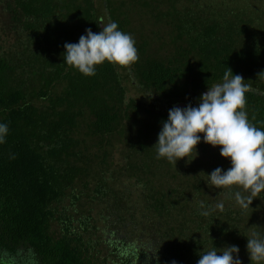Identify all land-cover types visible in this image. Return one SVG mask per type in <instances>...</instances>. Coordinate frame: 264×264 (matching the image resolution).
<instances>
[{
  "label": "trees",
  "instance_id": "16d2710c",
  "mask_svg": "<svg viewBox=\"0 0 264 264\" xmlns=\"http://www.w3.org/2000/svg\"><path fill=\"white\" fill-rule=\"evenodd\" d=\"M97 1L0 0L2 26L15 33L0 47V122L9 125L0 144V264H196L201 252L229 245L251 264L245 208L233 204L234 190L219 198L224 188L206 183L231 166L220 146L206 158L201 141L196 157L174 165L157 159L154 144L168 110L196 106L228 68L250 80L248 118L264 128V0L261 9L241 0ZM131 8L169 28L171 53L146 56V42L136 43L138 61H106L94 76L63 61L65 42L99 32L109 17L129 33ZM125 68L134 74L123 76ZM130 77L152 93L145 108L127 98ZM86 119L92 146L78 135ZM115 133L123 136L117 163L107 145ZM257 197L264 202V192ZM201 201L224 210L204 217Z\"/></svg>",
  "mask_w": 264,
  "mask_h": 264
},
{
  "label": "clouds",
  "instance_id": "9594fccd",
  "mask_svg": "<svg viewBox=\"0 0 264 264\" xmlns=\"http://www.w3.org/2000/svg\"><path fill=\"white\" fill-rule=\"evenodd\" d=\"M101 23L99 32L86 28L78 42L63 45V61L86 76H94L97 66L106 61L127 67L139 59L136 41L130 33L120 29L118 22L110 17L107 23ZM245 81L242 75L233 74L228 68L220 82L208 86L199 96L196 106L188 103L170 108L167 118L161 121L154 144L157 159L166 158L174 165L180 158L187 157L190 161L196 157V146L201 141L220 146V155L228 158L231 166L226 170L213 169L207 174L206 183L218 189L235 185L247 191L249 196L241 191L233 193L241 208H248L253 198L264 192V128L257 127L248 118L246 93L251 86ZM8 134V123L0 122V144L6 142ZM216 210H224L222 201L214 206L199 203L200 215L204 217ZM246 249L251 264H264V236L253 232L247 237ZM157 250L148 252L155 255ZM239 251L237 245L221 249L212 246L199 254L196 264H242ZM170 264L177 261L172 260Z\"/></svg>",
  "mask_w": 264,
  "mask_h": 264
},
{
  "label": "rangeland",
  "instance_id": "374dc122",
  "mask_svg": "<svg viewBox=\"0 0 264 264\" xmlns=\"http://www.w3.org/2000/svg\"><path fill=\"white\" fill-rule=\"evenodd\" d=\"M238 0H232L231 3L234 2V4L237 2ZM240 1V0H239ZM241 1H245L246 3H251V7L255 8V9H261L259 6V3L263 0H241ZM97 3H99L100 5H104V2H102V0H98ZM131 14H130V34L134 37L135 41L137 44H140L141 42H146V46L145 48L142 50L144 55L146 56H166L169 53L172 52V47L170 45V31L169 28L167 26H164L162 24L159 23H154V20H152L151 18H147L145 17V15L140 14L141 11L139 10V8L137 9H133L131 8ZM2 13H0V47H3V49L7 50L9 47L12 46V44H14L15 42V33L13 31L12 28H3V23H2ZM143 22V23H142ZM2 23V24H1ZM128 73L133 75L131 70L128 68H125L124 70L121 71V74L124 76L125 74ZM125 76V77H127ZM131 79H133L132 77H130ZM244 78V77H243ZM131 82L127 81L125 82V86L127 89V98H134L142 107L145 108V106H148L151 102V100L146 96V98L144 97L149 90H141L137 87H135L134 83H135V79L131 80ZM246 81L245 83L247 84H251L250 80L244 78ZM56 88H62V85L60 84L59 87ZM184 106V105H183ZM147 114L145 112H143V110L141 111V115L140 118H146ZM88 122V119H86L82 124L81 127L78 131V135L83 139L85 138V142L88 146H92V143H95L97 141V138H92L87 136L86 134V128H85V124ZM125 134V132H124ZM123 137V136H121ZM120 135L117 133H115L112 136V142L111 144H107L108 146H111V154H113V157L116 160V163L118 162V160L120 159L122 161L121 158V154L123 151V145L121 144V138ZM205 146V149H207V156L206 158L211 157L210 151L215 150V148L217 146H212L208 143H203ZM207 146V147H206ZM109 147V148H111ZM199 150V149H198ZM200 152L201 148H200ZM205 152V151H204ZM115 163V164H116ZM229 190H234L235 191H241L243 195L245 196H249L250 194L243 190L242 188H239L238 186H232L231 188L228 187H224V193H221L219 195V198L222 197H226L229 194ZM234 196V195H233ZM227 198V197H226ZM233 204H237L239 205L235 199L232 201ZM82 207H78V212L82 213L84 211V208L81 209ZM69 212L71 213L72 210L70 209ZM245 217L247 218V221L250 225V227H252V229H250L249 234L251 235L253 232H259L260 234H264V202L259 198V197H255L253 198L250 206L248 208H245ZM248 213V214H247ZM78 214H74V217H77ZM251 216L254 219H251ZM55 228L58 230V224H55Z\"/></svg>",
  "mask_w": 264,
  "mask_h": 264
},
{
  "label": "water",
  "instance_id": "95a60500",
  "mask_svg": "<svg viewBox=\"0 0 264 264\" xmlns=\"http://www.w3.org/2000/svg\"><path fill=\"white\" fill-rule=\"evenodd\" d=\"M206 92V91H205ZM183 105H184V103L183 102H181V103H178V106H180V107H183Z\"/></svg>",
  "mask_w": 264,
  "mask_h": 264
}]
</instances>
